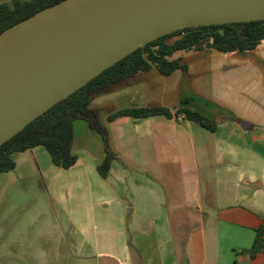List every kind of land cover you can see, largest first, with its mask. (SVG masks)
I'll use <instances>...</instances> for the list:
<instances>
[{"label":"crops","instance_id":"crops-1","mask_svg":"<svg viewBox=\"0 0 264 264\" xmlns=\"http://www.w3.org/2000/svg\"><path fill=\"white\" fill-rule=\"evenodd\" d=\"M211 57L223 86L211 99L168 107L166 84L142 77L156 68L110 93L132 104L116 111L159 106L171 117L109 122L116 111L97 109L117 155L106 178L104 142L84 120L74 122L68 170L43 146L15 153V169L0 175V264H264L245 253L264 225V42Z\"/></svg>","mask_w":264,"mask_h":264},{"label":"water","instance_id":"water-1","mask_svg":"<svg viewBox=\"0 0 264 264\" xmlns=\"http://www.w3.org/2000/svg\"><path fill=\"white\" fill-rule=\"evenodd\" d=\"M264 21V0H63L0 34V147L151 42Z\"/></svg>","mask_w":264,"mask_h":264},{"label":"trees","instance_id":"trees-1","mask_svg":"<svg viewBox=\"0 0 264 264\" xmlns=\"http://www.w3.org/2000/svg\"><path fill=\"white\" fill-rule=\"evenodd\" d=\"M61 1L63 0H17L11 4L0 5V34ZM262 42L264 21L188 28L149 43L104 71L3 144L0 147V175L15 169V153L40 146L46 148L56 167L65 170L72 168L78 161L77 156L72 153L73 126L75 121L84 120L104 142L105 159L98 170L100 175L106 178L117 155L111 148L108 127L102 123L97 112L90 108L97 97L119 90L138 74L150 72L153 68L163 76H170L177 71L187 72V66L181 63L182 60L174 58L179 52L209 49L224 54H242L255 50ZM175 114L183 115L187 120L196 122L211 132L215 131L213 123L198 111L179 108ZM158 115L171 117V112L168 108L159 106L134 107L110 114L108 121L113 122L121 117L143 119ZM245 253L252 259L264 254V225L256 230L255 240Z\"/></svg>","mask_w":264,"mask_h":264},{"label":"rangeland","instance_id":"rangeland-1","mask_svg":"<svg viewBox=\"0 0 264 264\" xmlns=\"http://www.w3.org/2000/svg\"><path fill=\"white\" fill-rule=\"evenodd\" d=\"M17 0H0V5L2 4H11ZM18 1H30V0H18ZM213 50L206 49L204 51H192V52H179L174 58H180L182 63L185 64L188 68L187 72L178 71L173 73L169 77H161L156 69H153L150 73L143 74V76L149 78L148 81H151L152 78L157 77L155 82H160L163 86L164 83L167 86V99L166 105L168 107L180 106L183 99L192 97V95H202L206 98H213L216 90H222V84L216 83L219 81V76L213 73L212 66L210 61L212 60L211 55ZM224 59V57H221ZM198 61V63H195ZM239 72L233 71L228 74V76L239 75ZM221 78V77H220ZM203 100H198L196 102V107L198 109H204ZM129 100L123 97H113V95L106 94L100 97H97L90 108L93 111L101 108V113L107 114L114 112L122 107H131ZM208 264H216L215 259H209Z\"/></svg>","mask_w":264,"mask_h":264}]
</instances>
